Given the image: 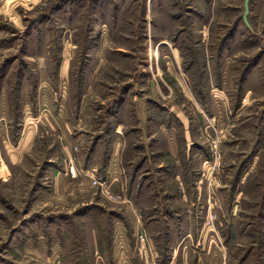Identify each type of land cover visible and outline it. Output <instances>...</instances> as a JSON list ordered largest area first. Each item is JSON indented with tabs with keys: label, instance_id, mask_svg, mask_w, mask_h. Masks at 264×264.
Instances as JSON below:
<instances>
[{
	"label": "rangeland",
	"instance_id": "1",
	"mask_svg": "<svg viewBox=\"0 0 264 264\" xmlns=\"http://www.w3.org/2000/svg\"><path fill=\"white\" fill-rule=\"evenodd\" d=\"M248 8L0 0V264H150L137 216L156 243L172 201L153 264H264V0Z\"/></svg>",
	"mask_w": 264,
	"mask_h": 264
},
{
	"label": "crops",
	"instance_id": "2",
	"mask_svg": "<svg viewBox=\"0 0 264 264\" xmlns=\"http://www.w3.org/2000/svg\"><path fill=\"white\" fill-rule=\"evenodd\" d=\"M182 171H180V172H176L175 173V176H176V180H177V183H178V191L175 193V192H171V197L172 198H178V196H180V199H181V204L183 203V202H185V200H187L189 197H188V189H187V186H186V184H184V181H182L181 179H182ZM176 180H173V184H174V182L176 181ZM178 193H180V195H178ZM169 194H170V191H169ZM197 197H198V195H197ZM169 208L171 209L170 211L168 210V208L166 209L167 210V212L169 213H171L172 211H174V214H176L177 216H174V215H172V213H171V215L172 216H169V218H167V214L168 213H164L163 214V216L162 217H160V215L159 214H156V218H154V221L156 222V225L158 226V228H159V231H158V235H157V242L156 243H152L151 242V240L153 241V238H149L148 237V235H147V241H146V237H145V225H144V215L142 214V213H140V214H138V216H137V220H138V226H137V231H136V234H138V236H141V242H142V246H144V247H146V249H145V256L147 257L146 259L147 260H145L146 262H148V263H150V264H153V261L152 260H150V256H151V254H152V257H157L158 255H161V254H159L158 253V251L156 252V254H154L153 253V248H152V246L154 245V248H155V246H156V244H158L159 246H161L162 244H163V242H161V239L160 238H164V242H165V244H163L165 247H168V243H167V241H169V237H170V232H171V230H170V220H175V219H178V220H175V223L176 224H178V225H180L181 224V214H179V211H177V209H176V207H177V203L176 202H169ZM156 208V207H155ZM175 209V210H174ZM158 215V216H157ZM176 217V218H175ZM153 218V217H152ZM161 224H164V226L163 225H160ZM160 226V227H159ZM146 243V244H145ZM176 251H177V248L176 247H174V249H173V253H171V254H166V253H163L162 252V259H164V258H169L170 256V258H174V256H175V254L174 253H176ZM150 253V254H149ZM161 253V252H160ZM163 261V260H162Z\"/></svg>",
	"mask_w": 264,
	"mask_h": 264
},
{
	"label": "water",
	"instance_id": "3",
	"mask_svg": "<svg viewBox=\"0 0 264 264\" xmlns=\"http://www.w3.org/2000/svg\"><path fill=\"white\" fill-rule=\"evenodd\" d=\"M248 1L249 0H244L245 10H244V13H243V18H244L245 22H247V14H248V11H249Z\"/></svg>",
	"mask_w": 264,
	"mask_h": 264
},
{
	"label": "bare ground",
	"instance_id": "4",
	"mask_svg": "<svg viewBox=\"0 0 264 264\" xmlns=\"http://www.w3.org/2000/svg\"><path fill=\"white\" fill-rule=\"evenodd\" d=\"M160 52H161L160 46H157V47H155V48L153 49V54H154L155 56H158V55L160 54Z\"/></svg>",
	"mask_w": 264,
	"mask_h": 264
},
{
	"label": "built area",
	"instance_id": "5",
	"mask_svg": "<svg viewBox=\"0 0 264 264\" xmlns=\"http://www.w3.org/2000/svg\"><path fill=\"white\" fill-rule=\"evenodd\" d=\"M71 172L73 175H77V168L75 167V165L71 166Z\"/></svg>",
	"mask_w": 264,
	"mask_h": 264
}]
</instances>
